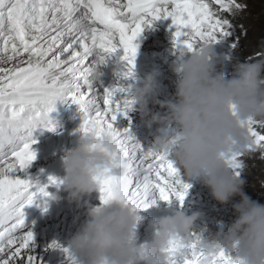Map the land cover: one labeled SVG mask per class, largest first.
I'll list each match as a JSON object with an SVG mask.
<instances>
[{
	"label": "snow or ice",
	"instance_id": "obj_1",
	"mask_svg": "<svg viewBox=\"0 0 264 264\" xmlns=\"http://www.w3.org/2000/svg\"><path fill=\"white\" fill-rule=\"evenodd\" d=\"M244 8L238 0H0V264H41L25 209L62 181L49 177L41 186L27 170L36 158L33 133L52 130L50 113L57 102L78 107L79 133L94 140L108 134L110 162L126 166L122 176H113L105 165L96 178L101 205L119 201L136 213L158 200L175 199L182 206L190 186L169 154L144 151L130 130L118 125L133 107L131 85L122 81L134 76L135 41L145 27L170 20L173 45L181 53L224 42L235 50L239 35L225 14L235 16ZM262 52L264 41L248 58ZM117 54L126 71L100 91L98 69ZM247 126L249 151L264 153V127L252 120ZM227 163L238 177L241 157ZM48 247L60 249L65 264H76L68 247L56 242ZM165 252L168 264H236L225 250L205 251L193 233L187 241L170 238Z\"/></svg>",
	"mask_w": 264,
	"mask_h": 264
},
{
	"label": "clouds",
	"instance_id": "obj_2",
	"mask_svg": "<svg viewBox=\"0 0 264 264\" xmlns=\"http://www.w3.org/2000/svg\"><path fill=\"white\" fill-rule=\"evenodd\" d=\"M223 63L224 58L211 45H197L194 51L177 55L173 65L177 75L174 102L156 99L155 73H149L131 89V99L142 117H150L147 127L160 126L157 131L162 134L154 138L153 152L168 153L184 179L203 185L218 204L239 198L232 204L235 218L226 231L216 233L210 242H201L205 251L225 250L236 264H264V204L244 193V180L234 175L227 163L233 156L256 154L249 151L247 125L252 120L264 127V52L259 58L234 62L228 78ZM150 102L165 108L166 113L150 114ZM170 126L174 128L171 136L166 134ZM111 151L108 134L94 140L79 133L76 146L63 153V177L58 188L67 194L69 204L85 209L86 217L67 243L71 255L76 264H168L165 249L169 239L187 241L199 213L171 211L151 222L150 241L138 243V213L119 201L90 207L85 199L98 191L96 178L105 165H110L113 176L125 173V165L110 162ZM258 158L264 160V153ZM260 185L264 188V181ZM49 198L57 199L55 194Z\"/></svg>",
	"mask_w": 264,
	"mask_h": 264
},
{
	"label": "rangeland",
	"instance_id": "obj_3",
	"mask_svg": "<svg viewBox=\"0 0 264 264\" xmlns=\"http://www.w3.org/2000/svg\"><path fill=\"white\" fill-rule=\"evenodd\" d=\"M238 2L245 5L244 10L238 12L235 16L225 14V17L236 26L237 33L239 35V47L235 49V53H233L228 42L212 46L214 52L218 56L224 58L223 66L233 65L236 61L241 62L249 56L254 55L255 52L260 51V44L264 41V0H238ZM160 22L164 25V27L159 25L145 27L143 33L139 36L138 40L143 41L144 49L139 51L137 50L139 55L135 57V59L142 56H149H147V59L143 60L139 65L141 68L134 73L133 78L128 81H122L123 83L131 84L133 81L139 82L149 73H155L157 77V85L164 88L170 87L171 90L175 91V81L177 79V75L173 71V65L176 61L177 55L181 52L174 47L172 35H170V32L168 31L171 30L169 28L170 20H162ZM166 22H168V24ZM241 26L243 28L242 32ZM162 53L172 55L171 59L169 58L170 60L166 61L160 60L159 56ZM152 55L155 56L153 57ZM24 58L26 59V55ZM110 60L112 61L110 66L105 71H100V91H103L102 86L106 84L105 81L103 82L105 79L103 76L106 71L115 70L114 67L119 62H121L119 69L112 71L111 73H120L126 69L123 62L119 60V56H114ZM5 66L10 67L11 64ZM146 66H148L149 71H147ZM155 69L157 71L153 72ZM157 90H159V88ZM156 99L161 103H164L161 97L156 96ZM171 100L174 101V96ZM151 105H154L155 107L159 106V104H153L150 102L148 106ZM57 108H59V106ZM69 109L71 111H68ZM148 109L150 110L149 107ZM60 110L61 113L56 110L54 111V114L58 112L57 114L62 115L66 112L64 117L68 119L67 114L69 113L70 118L66 120V123L61 122L62 124L56 123L52 120V127L60 126L65 129V132L71 133L76 126L75 123L81 124L82 122V119H76V122L71 119H74L75 116L76 118H78V116L82 117V113L79 111L78 107L73 104L62 105ZM129 112H134V116H141L135 109V106H133L132 110ZM153 112L158 113L159 111L156 109L150 112V114ZM148 118L149 117H146V119H144V117L141 116L137 121L134 117H129L128 119L122 118V122L124 123L122 126L130 125V127H128V129L132 128L130 134L132 136L142 138L139 141V144L144 151L151 150V146L146 142V140L149 138L154 139L158 135L157 133H154L150 135V137H146L145 131L140 128L142 123ZM61 121H63V118ZM67 122H70V124L67 125ZM64 125L67 126L65 127ZM40 130L42 131L43 129H37L33 133L34 138L40 134ZM170 134H174V132H170ZM42 136L41 140L44 139L45 135ZM259 154V152H256V154L252 157H241L243 167L239 170L238 178L244 180V193L251 200L264 204V188L260 185V182L264 181V160L258 158ZM52 164L53 162H48L44 155L36 157L27 170L28 178L41 186L46 185L48 183L47 176L49 175L45 174V169L51 168ZM43 171L44 173L41 175ZM55 175L49 177H54L58 181H60L63 177L62 172ZM21 178L24 177L22 176ZM180 178L183 183L190 186L182 206L175 199L168 202L158 200L155 204V220L168 215L174 210H180L186 215L199 213V218L193 225L192 233L200 236L201 241L209 238L213 231H216V229H219L234 220L235 217L232 204L238 202V197H234L233 200L226 205H220L211 197L210 192L203 185L193 181H186L183 175H180ZM46 191L49 193L47 198L43 201L38 200L31 207L25 209L26 222L32 225L35 255L39 257L41 264H65L63 254L60 249H52L48 246L51 243L56 242L62 248L67 247L68 241L78 231L81 223L85 221V218H83L85 215V209L83 207L78 208L75 203L69 204L65 199L67 194L55 186H49ZM53 194L57 197L55 201L49 198ZM85 199L90 207H96L97 204H100L98 191L92 193ZM67 212H71L70 216H68ZM138 215L141 219L135 229V237L138 243H145L150 241L152 238L153 231L150 224L153 220L150 219V221H148L146 218H143V214Z\"/></svg>",
	"mask_w": 264,
	"mask_h": 264
},
{
	"label": "bare ground",
	"instance_id": "obj_4",
	"mask_svg": "<svg viewBox=\"0 0 264 264\" xmlns=\"http://www.w3.org/2000/svg\"><path fill=\"white\" fill-rule=\"evenodd\" d=\"M166 23L168 24V22H166ZM151 25L152 26L159 25V26H163L164 27V25H162V23L160 21H156L155 23H152ZM168 31L170 32V35H172V31L173 30L171 29V30H168ZM141 33H143V31ZM138 39H139V37L137 38V40L135 41V43H138L136 45H137V50L139 51V50L144 49L143 48L144 46H143V41L138 40ZM114 56H119V54L114 55ZM147 56H149V55H147ZM147 56L146 57H143L142 56V57H139L138 59H135V61H134V65L135 66H134V69H133V72L134 73L139 68H141V67H139V65L142 63L143 60H146L147 59ZM152 56L154 57L155 55H152ZM171 57H172V55H169L167 53H162L159 56V59L166 61V60H170ZM111 62H112L111 60H108L107 63L105 64V66H102L101 68H99L98 71L99 72L101 70L105 71L110 66ZM242 62H244V60ZM146 67H147V71H149L148 66H146ZM116 70H118V69L111 70L110 72L116 71ZM125 71H126V69H125ZM155 71H157V70L155 69L153 72H155ZM108 73H109V71H106L104 73L103 78H105L108 75ZM117 73L118 72L112 73L111 74V77L105 78L103 80V82L105 81V83L107 84L106 86H112L116 82V74ZM125 84H127V83H125ZM130 85H131V89H132L133 87H135V86L138 85V81H133ZM158 88H159V90H157V97H161L162 98V101L164 103L172 102L171 99H172L173 96H175V91L174 90H171L170 87L169 88H164V87H161L159 85H158ZM62 105H66V104H61V103L57 102V104L55 106V108H57L59 106V108H57L56 110L57 111H60V113H61L60 108L62 107ZM148 107L150 108V110H149L150 112H152L153 110H155L156 108H158V107H155L154 105H151V106H148ZM62 111H63V108H62ZM68 111H71V110L69 109ZM57 113L58 112H56L55 114H54V112L50 113L51 120H54L56 123H59V124L66 123V120H68L70 118V114L69 113L67 114L68 115V117H67L68 119H66V117H64V115H66V112L64 114H62V115H59ZM134 115H135L134 112H128L127 115H126V118L128 119L129 117H134V119L137 121L141 117V116L139 117V116H134ZM62 118H63V121H61ZM76 119L81 120L82 117H79L78 116V118H76V116H75V118L74 119H71V120L76 122L77 121ZM144 119H146V117H144ZM122 120H123L122 118H118V125L120 127H124V128L125 127L126 128L130 127V125L122 126V125H124V123L122 122ZM142 120H143V118H142ZM69 124H70V122H67V125H69ZM75 124H76V126L74 127V129L72 130L71 133L65 132V129L63 127L54 126V127H52V130L51 131H49L47 129H43L42 131L40 130V134L35 138L36 143L33 145V150L36 153V157L41 156V155H44V157L47 159L48 162L49 161L53 162L51 168H49V169L46 168L45 169V174H47L49 176H53V175H55L57 173H61V172L63 173L62 167H61L63 153L65 151H67L69 149H72V148H74L76 146V141H77L78 136H79V132L77 131V129L80 127L81 124H79V123H75ZM135 126H136V124H135ZM135 126H134V128H135ZM38 129H41V128H38ZM129 130L131 132L132 128H130ZM168 131L174 132V128L171 127L169 129H167V133L166 134L169 135V136H171L173 134H170V132H168ZM160 134H162V133H160ZM42 135H45V137H44L43 140H41V138L43 137ZM141 139L142 138L139 137V138L135 139V141L139 143V141ZM153 140L154 139L149 138V139L146 140V142L151 146ZM43 173H44V171L42 172L41 175H43ZM179 174L182 175V173L180 171H179ZM49 176H47V177L49 178ZM55 177H56V175H55ZM97 206H99V204H97ZM154 213H156L155 206L150 207V208H148L146 210H142L138 214H143L144 215L143 218H146V220L150 221V219L155 220L154 219L155 218ZM67 214H68V216H70L71 212H67ZM83 218L86 219L85 215L83 216ZM83 223L84 222H82L81 225ZM81 225H80V227H81ZM216 230H219V229H216Z\"/></svg>",
	"mask_w": 264,
	"mask_h": 264
}]
</instances>
